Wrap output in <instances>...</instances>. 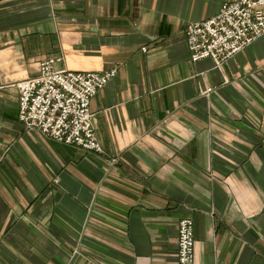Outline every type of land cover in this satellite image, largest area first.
<instances>
[{
	"label": "crops",
	"instance_id": "obj_1",
	"mask_svg": "<svg viewBox=\"0 0 264 264\" xmlns=\"http://www.w3.org/2000/svg\"><path fill=\"white\" fill-rule=\"evenodd\" d=\"M229 1L0 0V264H175L183 217L193 264H264V35L220 71L183 39ZM55 56L117 71L100 153L17 120L5 86Z\"/></svg>",
	"mask_w": 264,
	"mask_h": 264
},
{
	"label": "built area",
	"instance_id": "obj_2",
	"mask_svg": "<svg viewBox=\"0 0 264 264\" xmlns=\"http://www.w3.org/2000/svg\"><path fill=\"white\" fill-rule=\"evenodd\" d=\"M235 19L237 21H235ZM264 34V0H240L223 7L207 21L188 24L187 49L191 61L211 58L219 66L232 55ZM52 61L44 63L41 77L18 84L20 119L28 127H40L45 133L66 143L99 150L88 114L89 98L111 75L89 78L83 74L58 70ZM58 85L60 90L54 89ZM67 96V98H66ZM56 99L57 103L50 106ZM60 112L56 118V114ZM54 123V124H53ZM191 221L183 219L177 229L175 264H193Z\"/></svg>",
	"mask_w": 264,
	"mask_h": 264
},
{
	"label": "rangeland",
	"instance_id": "obj_3",
	"mask_svg": "<svg viewBox=\"0 0 264 264\" xmlns=\"http://www.w3.org/2000/svg\"><path fill=\"white\" fill-rule=\"evenodd\" d=\"M238 1H240V0H232V1H229V2H226V3H223L220 7H219V9H218V11L213 15V16H211V17H209V18H207V19H204V20H201V21H196V22H189V23H186L185 25H184V28H183V39H184V43H185V47H186V49L188 48L186 45H187V43H186V28H187V26H188V24H191V23H198V22H203V21H207V20H209L210 18H212V17H214L217 13H219L220 11H221V9L223 8V7H229V6H232V5H234V4H236V3H238ZM235 21H237L236 19H235ZM264 34H262V35H260L259 37H261V36H263ZM259 37H257V38H255V40L256 39H258ZM255 40H253V41H255ZM252 41V42H253ZM251 42V43H252ZM251 43H249L247 46H249ZM247 46H245L244 48H246ZM244 48H242L241 50H243ZM240 50V51H241ZM142 51L143 52H145V48H143L142 49ZM187 51H188V58H189V61L191 62V63H195V62H197V61H199V60H203V59H208V60H210L211 61V63H212V66H213V69H215V70H217V71H220L221 70V68H222V65L228 60V59H230L231 57H233L234 55H232L230 58H228L227 60H225L220 66H219V68H216L215 66H214V61L211 59V58H203V59H199V60H197V61H191V59H190V51L187 49ZM239 51V52H240ZM239 52H237V53H239ZM236 53V54H237ZM49 61H52L53 62V65H55V69H58V70H67V71H69V72H73V73H78V74H83L82 76H84V77H86V78H89L90 76H92V75H89V74H94V75H97L98 77H102V76H106V75H111L106 81V83L103 85V86H101L100 88H96L95 89V91H94V93H93V95L89 98V104H88V114L90 115V120H91V123H92V131L94 132V138H95V141H96V143H97V145H98V149L99 150H93V149H87L86 147H84V146H81V145H77V144H75V143H66V142H64V141H59L58 139H56V138H53L52 136H50V135H48L47 133H45L40 127H37V126H34V127H28L21 119H20V98H21V96H20V94H19V90H18V84L22 81L23 82V80L25 81H33V80H37L38 78H40L41 77V68H42V66L44 65V63H46V62H49ZM116 73H117V71H116V69H111V70H107V71H102V72H79V71H71V70H68V69H66L65 67H64V65H63V58L61 57V56H55V57H47V58H45L44 60H42L40 63H39V65H38V71H37V74L34 76V77H30V78H26V79H22V80H19V81H16V82H14V83H10V84H8V85H6L5 87L6 88H12V89H14L15 90V92H16V95H17V120L23 125V127H24V129H26V130H37L38 132H40L43 136H45L46 138H48V139H50V140H52V141H54V142H57V143H59V144H63V145H68V146H74V147H77V148H79V149H81V150H83V151H85V152H96V153H100V152H102V149H101V146H100V144H99V142H98V140H97V137H96V133H95V124H94V115L92 114V112H91V110H90V104H91V101L93 100V98L95 97V95L101 90V89H103V87L110 81V80H112L115 76H116ZM223 82L224 83H226L227 81H226V79H224L223 80ZM54 89H56V90H60V87L58 86V85H54ZM212 91V89L211 88H206V89H204L203 90V92H202V94L203 95H207L208 93H210ZM66 98H67V96H66ZM56 103H57V101H56V99H53L51 102H50V106H54V105H56ZM59 114H60V112H58L57 114H56V117H55V120H54V123H55V121H56V118L59 116ZM53 123V124H54ZM183 219H187V220H189V221H191V224H192V220H191V218L190 217H183V218H180L179 220H178V222H177V229H178V226H179V224H180V222L183 220ZM177 229H176V238H177ZM191 235H192V232H191ZM192 240H193V236H192Z\"/></svg>",
	"mask_w": 264,
	"mask_h": 264
}]
</instances>
